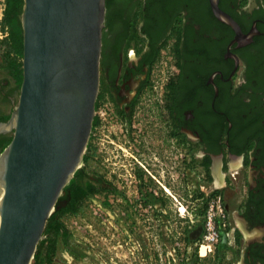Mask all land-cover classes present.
Returning <instances> with one entry per match:
<instances>
[{
  "label": "flooded vegetation",
  "instance_id": "flooded-vegetation-1",
  "mask_svg": "<svg viewBox=\"0 0 264 264\" xmlns=\"http://www.w3.org/2000/svg\"><path fill=\"white\" fill-rule=\"evenodd\" d=\"M219 6L255 32L250 42L211 0H107L99 107L109 113L95 119L89 180L109 217L138 228L126 246L109 245L105 264H264V0ZM18 92L0 83L4 102ZM194 163L217 169L232 211L177 247L176 177Z\"/></svg>",
  "mask_w": 264,
  "mask_h": 264
},
{
  "label": "water",
  "instance_id": "water-1",
  "mask_svg": "<svg viewBox=\"0 0 264 264\" xmlns=\"http://www.w3.org/2000/svg\"><path fill=\"white\" fill-rule=\"evenodd\" d=\"M211 0L215 15L250 42ZM107 0H24L23 82L0 136V264H32L49 218L81 168L102 81Z\"/></svg>",
  "mask_w": 264,
  "mask_h": 264
},
{
  "label": "rangeland",
  "instance_id": "rangeland-1",
  "mask_svg": "<svg viewBox=\"0 0 264 264\" xmlns=\"http://www.w3.org/2000/svg\"><path fill=\"white\" fill-rule=\"evenodd\" d=\"M5 4L6 0H0V83L8 81L12 87L18 88V80L3 58L6 50L5 47H2V41L7 38L3 28ZM18 61L23 62L22 55L18 56ZM103 77L102 67V81ZM103 90L101 84V93ZM18 91L20 93V89ZM18 97L15 103L18 102ZM15 103L4 102L0 94V118L10 116L16 105ZM1 152L2 150H0V154ZM86 154L89 156V147ZM177 155L180 154L177 153ZM89 164L88 160L81 165V168L85 169L87 174L85 180L83 179L85 182H90ZM220 176L216 168H213L210 173L209 170L201 168L199 163L192 165L191 172L177 174L176 186L173 192L176 214L175 244L177 247L196 243L188 241V232L196 228L200 221L207 222L205 218H208L210 212L216 214L221 212L216 206L214 210H211L213 203L216 205L221 204L225 214L232 211V209L230 211L226 209L227 202L225 200V194L227 193L229 196L231 192L223 187L221 189L216 187ZM62 197L61 207L69 209L59 219L60 226L62 225V234L56 235V241L49 254L48 244H50L49 239L52 237L45 233L43 243L38 248L39 257L37 260L34 259L32 264H105L109 245L121 244L126 246L130 238H135V231L138 228L137 221L109 217L104 192L97 195L95 193L90 194L87 198L79 200V202L75 201L71 192L65 191ZM133 207L135 206L133 205ZM113 210L116 211L115 208ZM130 212L134 213L135 210ZM164 223L161 224L167 230V223ZM160 229H162V226H160ZM110 238H112V243L109 241ZM162 244L160 242V245Z\"/></svg>",
  "mask_w": 264,
  "mask_h": 264
},
{
  "label": "trees",
  "instance_id": "trees-1",
  "mask_svg": "<svg viewBox=\"0 0 264 264\" xmlns=\"http://www.w3.org/2000/svg\"><path fill=\"white\" fill-rule=\"evenodd\" d=\"M109 3V0H108ZM24 0H6V8L4 13L3 24L5 27H9L11 31V35L9 38L2 41V47H5L6 52L3 54L4 62L7 64L13 75L18 80V88H21V84L23 82V62L18 61V56H23L24 53V37H23V29L21 24V15L23 12ZM212 13V12H211ZM5 44V45H4ZM10 83V82H9ZM3 83H1L2 85ZM101 101V97H99L97 108L99 107ZM10 116L2 117L0 120H9ZM12 138L6 139L0 144L1 150H4L12 141ZM90 147V144H89ZM89 160L88 154L85 155L83 162H87ZM87 174L85 169L80 168L75 177L69 183V185L65 188V191L71 192L73 198H75L76 202L79 200H83L87 198L90 194L103 192V188L97 187L95 188L91 182H85V178ZM63 197H61L56 205V209L52 216L49 218L47 228L45 230L46 234H49L52 238L49 239L48 253L50 254L53 244L55 243L56 235L62 234L60 226V217L65 214L69 209H64L61 207V201ZM44 233V234H45ZM43 241L40 242L38 248L42 245ZM39 257V252L37 250L35 255V260Z\"/></svg>",
  "mask_w": 264,
  "mask_h": 264
},
{
  "label": "built area",
  "instance_id": "built-area-1",
  "mask_svg": "<svg viewBox=\"0 0 264 264\" xmlns=\"http://www.w3.org/2000/svg\"><path fill=\"white\" fill-rule=\"evenodd\" d=\"M5 8H6V4H5ZM4 8V9H5ZM109 113V110L107 109V107L105 106V105H103V106H100V107H98L97 108V112H96V117L97 118H104L105 117V115H107ZM215 206L219 209V210H221V212L219 213V214H216V213H209L208 214V224H207V226L209 227V228H211V230L213 229V224H214V220H213V218L216 216V215H221V216H225V212H224V209H223V207H222V205L221 204H212L211 205V210H214L215 209Z\"/></svg>",
  "mask_w": 264,
  "mask_h": 264
},
{
  "label": "bare ground",
  "instance_id": "bare-ground-1",
  "mask_svg": "<svg viewBox=\"0 0 264 264\" xmlns=\"http://www.w3.org/2000/svg\"><path fill=\"white\" fill-rule=\"evenodd\" d=\"M3 196H4V191L2 190V192L0 193V203L2 201ZM0 227H1V215H0Z\"/></svg>",
  "mask_w": 264,
  "mask_h": 264
},
{
  "label": "crops",
  "instance_id": "crops-1",
  "mask_svg": "<svg viewBox=\"0 0 264 264\" xmlns=\"http://www.w3.org/2000/svg\"><path fill=\"white\" fill-rule=\"evenodd\" d=\"M216 187L219 188V189H221L223 187V186H221L220 180L217 182Z\"/></svg>",
  "mask_w": 264,
  "mask_h": 264
},
{
  "label": "clouds",
  "instance_id": "clouds-1",
  "mask_svg": "<svg viewBox=\"0 0 264 264\" xmlns=\"http://www.w3.org/2000/svg\"><path fill=\"white\" fill-rule=\"evenodd\" d=\"M133 56H134V53L130 51L129 52V58L131 59Z\"/></svg>",
  "mask_w": 264,
  "mask_h": 264
}]
</instances>
